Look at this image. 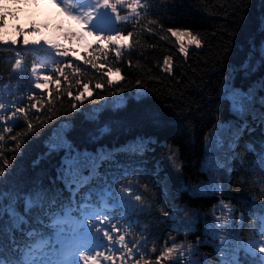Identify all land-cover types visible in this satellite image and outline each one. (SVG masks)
<instances>
[{
  "label": "trees",
  "instance_id": "16d2710c",
  "mask_svg": "<svg viewBox=\"0 0 264 264\" xmlns=\"http://www.w3.org/2000/svg\"><path fill=\"white\" fill-rule=\"evenodd\" d=\"M160 3L164 11L145 20L134 35L136 51L108 63L119 69V82L109 71H84L79 79L64 81L57 102L15 127L11 138L16 139L0 158V168L3 159L11 165L0 177V192L10 184L21 187L57 177L66 150L51 145L66 140L95 150L102 144L105 153L117 157V143L131 136L130 144L149 149L150 172L165 199L163 244L154 263L232 264L229 255L237 250L238 235L246 232L249 209L264 200L259 181H253L254 153L246 146L264 134V0ZM173 31H190L200 46L184 37L181 53V38ZM85 85L92 95L85 92V99L77 100ZM233 89L256 97L243 115L228 100ZM231 119L222 138L208 142L217 124ZM27 122L33 125L30 131ZM104 127L108 131L100 134ZM94 157L100 166L101 153ZM184 181L188 186L181 189ZM190 182L198 184L200 195H191ZM216 227L222 231L214 234ZM213 235L223 237L216 247L198 241ZM168 249H174L171 258L164 255Z\"/></svg>",
  "mask_w": 264,
  "mask_h": 264
},
{
  "label": "snow or ice",
  "instance_id": "6c2138e0",
  "mask_svg": "<svg viewBox=\"0 0 264 264\" xmlns=\"http://www.w3.org/2000/svg\"><path fill=\"white\" fill-rule=\"evenodd\" d=\"M26 4L28 5H35L39 7L41 5V0H25ZM53 2H57V0H53ZM127 3V0H97V7H88L84 8L81 11H73V8H79V4L76 0H58L57 6L62 8V11L65 12L69 17L75 19L79 22L84 29H87L88 32L94 36H96L97 40L103 45L100 49L101 51H106L110 44L117 45L116 47V55L120 56V49L125 46V41L132 36V33L129 32L127 36H125L119 30L114 32V34H108L107 32H98L94 31L89 28V25L94 23L95 20L98 18V10L99 9H107L110 10L114 15L118 22L127 21L128 17L123 16L120 14L118 10V6L124 5ZM139 5V0H134L133 3H127V7L132 11L136 10V7ZM6 17L7 14L4 12H0V30L4 29L6 26ZM18 27V36H8L7 39L5 38L6 34L0 35V42L8 44H20L22 42L23 45L27 46L31 44H39L41 41H30L27 38V33L29 31L36 32L39 29L35 26H32L28 29H21ZM58 28H62L63 25H57ZM172 34L181 38V47L180 52L184 53L186 51L183 43V38H188V44L195 45L197 47L200 46L201 41L192 35L190 31L179 32L173 31ZM67 39H71L72 37H77L79 39L84 38V32H66L64 33ZM105 41L107 43H105ZM51 49L55 50L57 56L67 57L69 56V49L65 48L63 44H61L58 40L53 39H46L44 41ZM72 55L74 56L75 53L73 52ZM261 55L264 57V49L261 50ZM88 63H92L91 60ZM165 64H168V61H165ZM22 66V60L16 59L14 65L12 66L13 71L20 70ZM169 68L171 65H168ZM42 65H33L30 69L31 73L35 78V89H42L48 90L49 85L52 82V77L48 74L40 72L39 69L42 68ZM93 67L96 65L93 63ZM119 72V69L116 70ZM109 76L112 75L111 71L108 73ZM42 81V82H41ZM111 82V81H110ZM57 85H59V81H56ZM7 87V85H5ZM98 88H103L102 84L97 85ZM85 92L88 96L92 95V92L88 89V86L85 85L84 92H82L78 97L77 100L85 99ZM229 91L226 92V94ZM232 97L238 100L237 103H234L232 107L238 111L243 112L246 111L247 105L253 104L256 97L252 93L243 92L241 90H231ZM71 95V93H69ZM35 97V93L33 92L30 99ZM260 102H264V97H260ZM31 107L33 109L37 108V104H32ZM6 108V104L0 102V111ZM12 111H9V115L2 116L0 119H3L5 122L8 120L16 119L18 114L24 115L25 117L28 114V108L19 107L17 108L16 105H12ZM33 125L31 122H27V129L30 131ZM67 127V125H65ZM8 132H11L12 129L9 127L6 129ZM108 131L107 127L99 129L100 134H103ZM16 137L13 136L12 140H15ZM0 140H3V136H0ZM219 140V137H217ZM222 143V141H220ZM3 145L0 144V148ZM52 150H58L59 148H64L66 150V154L61 159V168L58 170V179H60L66 186V188L73 192V196H75V192H78L82 187L86 186L94 177L98 175V168L99 163L97 162L96 158L91 154L84 152L81 153L74 149L71 144L64 140L61 145H51ZM14 151V149H13ZM3 153H0L2 156ZM107 157H102L104 159ZM211 159L212 157L209 156ZM262 160H264V155H262ZM3 167L0 168V177L6 174V169L10 167V163L8 159L2 160ZM215 190H220L219 185L215 186ZM131 195V191L128 193ZM9 193L0 192V216H3L7 213L13 220L15 224V217L19 216L22 221L26 222V217L20 214L16 208V203L19 200V197L15 196L12 200L8 203V205H4L3 201L6 196H9ZM111 193L106 191V196H110ZM86 199H90V196H87ZM140 197L137 196L136 200H139ZM44 195L41 191H37L35 196L24 194V203H25V213L30 212L33 208L40 210L44 208L43 204ZM15 201V202H13ZM52 203H55L52 201ZM105 206H107V200H103ZM90 206L85 203L81 205V215L83 219H77L72 216L73 209L66 208L63 214L56 212L52 213L48 210H45V215L48 216L50 223L47 225L48 227H52L55 229V243L60 244L62 247H66L68 252L71 253L72 256L78 257V260L81 264H101V252L97 251L99 247H101L100 238H105L108 244H112L113 242V232L118 231L115 225H111V229L105 225L109 222L106 219H99L93 220L91 217L96 215V210L92 209L90 211H85V209H89ZM259 220L264 225V215L259 216ZM38 223H43L44 221L37 218ZM35 231L29 232L28 235L32 236L35 235ZM50 242L49 238H45L43 240L37 241L32 245V248L25 257V264H36V261L43 259L44 256L48 255L44 251L45 247ZM118 243L121 246L119 250H123L125 245V236L120 235L118 237ZM246 254L247 252H253L254 249L252 248L251 244L242 246ZM174 249H168L167 252L164 254L171 258V253ZM133 250L131 248L128 249V255H131ZM260 253H264V246L259 248ZM94 253V254H90ZM164 257H160L159 259H163ZM106 264H112L115 257L112 255H105L103 257ZM121 262H123L124 257H120ZM0 264H5V262L0 259ZM65 264H71L70 260H66ZM139 264V261H137ZM147 264V262H146ZM232 264H241L240 260L238 259V255H234L232 257ZM261 264H264V261H261Z\"/></svg>",
  "mask_w": 264,
  "mask_h": 264
},
{
  "label": "rangeland",
  "instance_id": "374dc122",
  "mask_svg": "<svg viewBox=\"0 0 264 264\" xmlns=\"http://www.w3.org/2000/svg\"><path fill=\"white\" fill-rule=\"evenodd\" d=\"M170 68L168 67V70H169Z\"/></svg>",
  "mask_w": 264,
  "mask_h": 264
}]
</instances>
